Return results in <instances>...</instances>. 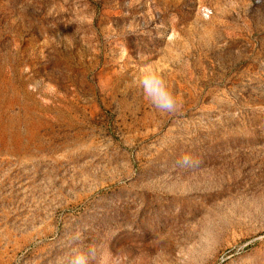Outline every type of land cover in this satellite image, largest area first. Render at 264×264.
I'll return each mask as SVG.
<instances>
[{"label":"rangeland","instance_id":"obj_1","mask_svg":"<svg viewBox=\"0 0 264 264\" xmlns=\"http://www.w3.org/2000/svg\"><path fill=\"white\" fill-rule=\"evenodd\" d=\"M72 249L264 264V0H0V264Z\"/></svg>","mask_w":264,"mask_h":264},{"label":"clouds","instance_id":"obj_2","mask_svg":"<svg viewBox=\"0 0 264 264\" xmlns=\"http://www.w3.org/2000/svg\"><path fill=\"white\" fill-rule=\"evenodd\" d=\"M143 95L154 108L162 112L175 111L180 100L170 91L165 79L155 70L146 69L138 80ZM67 264H88V255L79 249H72Z\"/></svg>","mask_w":264,"mask_h":264}]
</instances>
